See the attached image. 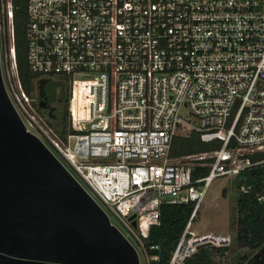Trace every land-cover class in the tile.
<instances>
[{
    "label": "built area",
    "instance_id": "built-area-1",
    "mask_svg": "<svg viewBox=\"0 0 264 264\" xmlns=\"http://www.w3.org/2000/svg\"><path fill=\"white\" fill-rule=\"evenodd\" d=\"M26 17L28 68L66 76L71 130L52 138L26 108L12 0H0L6 93L25 129H37L64 160L139 264L140 254L145 264L157 259L144 240L163 202L193 204L168 264L204 247L228 248V236L191 229L215 179L264 171V0H26ZM191 132L212 149L175 161L173 138ZM194 167L208 172L193 179ZM260 184L264 204L263 177Z\"/></svg>",
    "mask_w": 264,
    "mask_h": 264
},
{
    "label": "water",
    "instance_id": "water-1",
    "mask_svg": "<svg viewBox=\"0 0 264 264\" xmlns=\"http://www.w3.org/2000/svg\"><path fill=\"white\" fill-rule=\"evenodd\" d=\"M0 264H139L93 197L25 129L1 69ZM245 264H264V247Z\"/></svg>",
    "mask_w": 264,
    "mask_h": 264
},
{
    "label": "trees",
    "instance_id": "trees-1",
    "mask_svg": "<svg viewBox=\"0 0 264 264\" xmlns=\"http://www.w3.org/2000/svg\"><path fill=\"white\" fill-rule=\"evenodd\" d=\"M12 1L14 5V54L21 87L32 100L33 93H38L37 86L43 84V96L42 98L38 97L44 99L46 103L56 100L63 101L65 113H67L69 84L66 76H59V78L51 80L29 70L26 60V0ZM37 81H40L38 85H36ZM214 146L219 147V144ZM210 149H212V146L202 143L198 134L191 132L188 137L177 136L173 138L170 157H182L202 153ZM207 172V167H194L192 177L193 179L201 178ZM261 177L264 178V171L255 169L252 172L243 173L235 179L237 189L240 186H253V189L247 194H237L235 198L236 233L234 241L237 249H245L247 254L237 255L233 264H245L264 246V204H259L256 200L261 186ZM192 209V203L163 202L161 204L159 208V225L151 226L148 238L144 240L147 249L151 246L156 247L154 250H148L150 256L157 257L156 261L151 262V264H168L170 254L184 230ZM229 251V247H204L182 264H220L216 258L223 259Z\"/></svg>",
    "mask_w": 264,
    "mask_h": 264
},
{
    "label": "rangeland",
    "instance_id": "rangeland-1",
    "mask_svg": "<svg viewBox=\"0 0 264 264\" xmlns=\"http://www.w3.org/2000/svg\"><path fill=\"white\" fill-rule=\"evenodd\" d=\"M3 55L4 49L0 48L1 64H3ZM39 82L40 81H37L36 85H38ZM38 93H33L32 100L29 98L31 100V108L27 106L26 108H28V112L31 115L35 116V119L39 122L42 128L48 132L50 137H57L60 141H62L63 137L71 130L68 126L67 113H65L64 102L61 100H56L51 103H46L44 99H40L38 97ZM181 110L183 111L184 117L186 118L188 115L186 113L187 110L185 106L182 105ZM33 134L40 138V140L43 141V143L70 171V173L73 174V171L55 152V150L49 147L48 143L45 141V139L37 129H35V132ZM177 158L179 157H176L175 161H178ZM79 182L83 185L81 181ZM237 194H239V192L236 187L235 180L225 181V179H215L207 189L204 199L200 204L195 221L192 223L191 230L194 233H213L218 235H226L230 238V251L225 255L223 259L216 258L217 262H219L220 264H233V261L236 259L237 255L247 254V251L245 249H237L234 241L236 233L235 198ZM139 257L140 264H145V260L142 254H140Z\"/></svg>",
    "mask_w": 264,
    "mask_h": 264
},
{
    "label": "flooded vegetation",
    "instance_id": "flooded-vegetation-1",
    "mask_svg": "<svg viewBox=\"0 0 264 264\" xmlns=\"http://www.w3.org/2000/svg\"><path fill=\"white\" fill-rule=\"evenodd\" d=\"M42 89H43V86H42ZM42 96H43V91H41L39 97L42 98ZM263 247H264V246H263Z\"/></svg>",
    "mask_w": 264,
    "mask_h": 264
},
{
    "label": "crops",
    "instance_id": "crops-1",
    "mask_svg": "<svg viewBox=\"0 0 264 264\" xmlns=\"http://www.w3.org/2000/svg\"><path fill=\"white\" fill-rule=\"evenodd\" d=\"M177 137V136H176ZM173 141V140H172ZM171 150V149H170Z\"/></svg>",
    "mask_w": 264,
    "mask_h": 264
}]
</instances>
